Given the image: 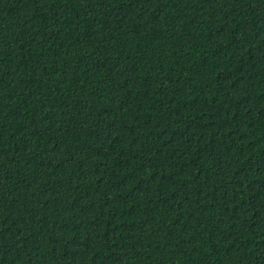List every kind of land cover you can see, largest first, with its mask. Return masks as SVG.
Masks as SVG:
<instances>
[{"label":"trees","instance_id":"trees-1","mask_svg":"<svg viewBox=\"0 0 264 264\" xmlns=\"http://www.w3.org/2000/svg\"><path fill=\"white\" fill-rule=\"evenodd\" d=\"M0 264H264V0H0Z\"/></svg>","mask_w":264,"mask_h":264}]
</instances>
